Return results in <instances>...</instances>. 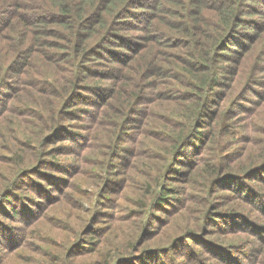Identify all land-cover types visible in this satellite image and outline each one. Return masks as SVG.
Here are the masks:
<instances>
[{
  "label": "rangeland",
  "instance_id": "rangeland-1",
  "mask_svg": "<svg viewBox=\"0 0 264 264\" xmlns=\"http://www.w3.org/2000/svg\"><path fill=\"white\" fill-rule=\"evenodd\" d=\"M8 7H0V16ZM143 10H147L146 4L128 9L127 14H115L113 20L119 21L114 29L127 36L142 33L131 26L144 21ZM169 17L157 12L160 34L171 41L153 44L152 48L155 55L167 60L172 56V36L185 37L183 32L170 31ZM116 43L106 44L115 52L112 56L103 51L87 61L89 71L82 87L63 111L62 130L47 140L39 134L37 118L25 113L38 115L37 103L50 102H34L31 97L38 96V92L17 81L15 74L0 86V264H59L57 259L73 246H77L73 251L75 264H103L105 257L115 259L111 264H264V178L255 182L244 177L253 185L246 189L247 197L237 198L234 191L239 184L230 178H220L217 186L206 188L200 185L203 180L195 166L190 173L189 169L183 171L186 167L182 163L194 159L192 151L188 157L176 156L171 164L165 140L188 122L185 111L179 112L177 119L171 116L179 106L157 100L169 99L173 95L167 90L180 87L175 68L167 62L165 76L148 77L154 85L143 86V100L121 125L124 106L117 94L101 106L104 93L109 92L108 84L117 79L111 78V73L120 67L118 54L125 53L119 52ZM215 51L209 56L210 71L201 75L208 79V73L216 74L222 64H227L226 70L235 68L216 74L217 81L229 78L224 83L235 89L220 86L217 81L208 89L210 96L221 103L216 92H225L231 100L236 90L242 92L248 87L256 52L241 62L235 54L237 46L231 41L224 51L231 54L227 56L232 60H221ZM261 65L264 67V61ZM42 67L38 60L32 69L39 71ZM129 68L124 67L125 79L133 76ZM257 75L264 79V70ZM120 84L119 80L114 83ZM245 95L249 101L241 105L247 110L240 113L234 109L227 127L231 140L225 142L223 134L217 132L214 140L204 142L197 163L202 170L206 171L203 167L211 158L217 159L215 154L233 156L226 160L234 173L237 170L232 163H246L256 157L261 145L256 138L262 137L259 129H264V85L252 83ZM251 100L254 103L249 104ZM21 103L26 104L22 112ZM26 120L35 124H26ZM250 132L249 137L242 136ZM198 140L193 142L192 150L202 142ZM25 150H31L34 159L49 151L43 167L35 173L31 171L33 160L25 158L23 164L21 153ZM254 175L264 177V170ZM229 185L233 190L223 188ZM214 206L217 210L236 209L240 214H236L238 218L228 216V224L218 211L203 220ZM240 216H245L247 223L237 226ZM86 243H95L98 252L85 251L81 245ZM140 249H145L144 253H139ZM128 254L129 259L116 261Z\"/></svg>",
  "mask_w": 264,
  "mask_h": 264
},
{
  "label": "trees",
  "instance_id": "trees-1",
  "mask_svg": "<svg viewBox=\"0 0 264 264\" xmlns=\"http://www.w3.org/2000/svg\"><path fill=\"white\" fill-rule=\"evenodd\" d=\"M143 4L147 6V10L142 11L144 21L133 22L131 26L142 33L127 36L114 29L119 21L118 18L113 20L115 14H127L128 9L138 8ZM1 6L9 7L0 16V86L8 80L10 74H15L17 81L23 82L29 90L38 92V96L31 97L34 102L40 100L50 102L49 105L37 103L38 115L25 113L31 118H37L39 134L43 140L62 130L60 126L63 123V111L67 110L69 102L76 96L77 89L82 87L81 82L86 78L88 70L87 61L91 57L99 56L103 51L112 56L115 52L106 44L116 41L115 45L120 47L119 52L125 53L118 54L120 67L118 72L111 73V78L117 79H112L108 84L109 92L104 93L101 106L117 94L124 106V119L121 125L130 118L132 108L143 100V86L154 85L148 77L165 76L167 62L168 66L175 68L173 72L180 87L167 90L173 95L169 99L158 97L157 100H169L179 106L180 109L172 110L171 116L177 119L178 113L185 111L184 117L188 122V125L179 127L165 140V152L169 154L171 164L176 162V156L185 154L188 157V153L192 151L194 159L192 162L183 160L182 164L186 167L183 171L189 169L190 173L195 166L196 174L203 180L200 185L206 188L217 186L220 178H230L239 184L234 191L237 198L247 197L245 191L253 185L248 184L252 181L244 177L252 178L256 180L255 182L264 178L254 175L257 171L264 170L263 127L259 129L262 137L256 138V141L261 143L256 157L246 163H232L237 173L231 171V163L226 159L233 156L227 154H215L217 159L211 158L209 164L203 167L206 171L197 164L203 155L204 142L214 140L217 132L223 134L225 142L231 140L227 127L232 112L238 109V112L245 113L247 109L241 103L249 101L245 93L250 90V85L252 83L264 85V79L257 78V72L264 70L261 65L264 61V0H2ZM157 12L171 16L168 19L170 31L185 33V37L172 36L170 46L173 51L168 60L152 52L153 44H168L171 41L160 34ZM234 36H237V39ZM230 41L237 46L235 54L241 62H245L256 52L254 73L250 77L248 87L242 92L236 90V95L231 100L225 97V92H216L217 98L221 101L218 103L216 97L210 96L208 89L217 81L216 74L233 72L235 68L226 70L227 64H222L216 74L208 73V79L207 75L201 74L210 71L209 56L216 53L215 49L218 50L221 60H232L227 56L231 54L224 51ZM4 53L10 55L7 57ZM142 54L143 58L138 59ZM38 60L43 67L39 71H33V63ZM128 66L131 67L128 70L133 76L125 79L124 67ZM118 80L121 84L115 86L114 83ZM226 80L229 78L218 79L217 82L220 86L235 89L234 85L230 86L228 83L226 85L224 83ZM231 82L234 83L233 80ZM175 92L178 94L174 95ZM251 103L254 101L251 100L249 104ZM25 105L21 103L19 106L22 108L21 112L25 110ZM221 119L224 120L223 124L219 123ZM26 124L35 123L26 120ZM250 134L251 132L242 136L249 137ZM198 139L202 142L192 150L193 142ZM47 152L49 151H43L41 157L34 159L31 150L22 151L23 164L25 158L28 162L33 160L31 171L35 173L43 167ZM223 188L233 190L230 185ZM173 194L174 192L171 198H174ZM213 208L206 211L203 220H207L211 213L218 211L228 224L231 222L229 219L231 215L237 217L236 214H240L236 209L227 211L217 210L216 206ZM258 210H262L261 207ZM236 222L237 226L247 223L246 217L240 216ZM2 241L3 244H8L6 239ZM94 244L89 246L86 243L81 246L87 252L96 253L98 251ZM10 246L12 245H8ZM76 247H71L66 255L62 254L57 263L75 264L73 251ZM143 250L145 249H140L139 253H144ZM130 256V254L122 256L116 261L127 260ZM114 261L113 258L105 257L103 264H111Z\"/></svg>",
  "mask_w": 264,
  "mask_h": 264
}]
</instances>
